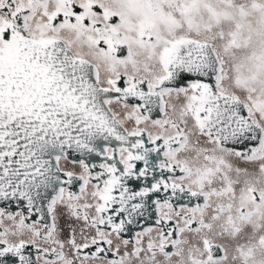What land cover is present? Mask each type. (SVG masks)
I'll use <instances>...</instances> for the list:
<instances>
[{
  "label": "snow or ice",
  "instance_id": "1",
  "mask_svg": "<svg viewBox=\"0 0 264 264\" xmlns=\"http://www.w3.org/2000/svg\"><path fill=\"white\" fill-rule=\"evenodd\" d=\"M0 264H264V0H0Z\"/></svg>",
  "mask_w": 264,
  "mask_h": 264
}]
</instances>
